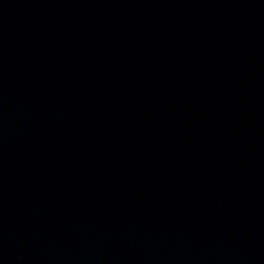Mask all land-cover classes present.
<instances>
[{
  "label": "water",
  "instance_id": "water-1",
  "mask_svg": "<svg viewBox=\"0 0 264 264\" xmlns=\"http://www.w3.org/2000/svg\"><path fill=\"white\" fill-rule=\"evenodd\" d=\"M0 264H264V0H0Z\"/></svg>",
  "mask_w": 264,
  "mask_h": 264
}]
</instances>
